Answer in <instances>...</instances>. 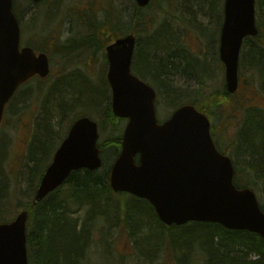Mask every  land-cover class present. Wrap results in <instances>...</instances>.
Masks as SVG:
<instances>
[{
    "label": "trees",
    "instance_id": "obj_1",
    "mask_svg": "<svg viewBox=\"0 0 264 264\" xmlns=\"http://www.w3.org/2000/svg\"><path fill=\"white\" fill-rule=\"evenodd\" d=\"M154 1L148 7L140 8L130 0L131 31L135 34H149L153 31L152 15L147 14L146 9L160 0ZM99 2L100 5L96 8L102 12V15L97 17L92 11L93 19L88 22L91 27L86 30L87 33L81 34L82 39H87V42L73 44V41L68 39L58 43L57 46H61L62 52L74 53L89 48L96 51L104 48L112 38L118 36V32L119 35L125 33V31H119L124 11L114 6L110 0H98L97 3ZM199 2L210 4L205 0H199ZM16 8L17 4L14 0L15 11ZM256 8L259 32L254 38L246 37L245 43L264 37V0H256ZM81 16L84 17L82 11ZM17 17L20 20L19 15ZM21 28L25 31L23 24ZM158 30L147 44L140 47L141 53L137 51V56L133 60V63L137 65L139 76L144 80L151 78L154 81L157 103L165 98L173 109L182 103H191L206 113L210 119L217 107L225 104L230 106L233 94L226 92L224 84L221 89L216 90L202 102L185 94L187 89L182 84L178 85L177 81L192 79V76L201 71L203 63L198 55L192 56L188 52L190 56H187L177 52V41L164 25ZM37 35L51 38L50 31L44 28L37 29ZM54 39L57 41L56 38H51V41ZM260 41L264 42V39ZM29 45L37 50L40 48V45L35 43H29ZM244 54H248V51ZM258 62H254V65L264 69L261 59ZM247 63L253 64L251 60ZM78 77L63 75L61 80L51 86L47 99L52 101L49 103L53 105L49 107L44 103L36 134L27 149V161L22 179L29 186V191L25 195L28 199L22 201L16 194L13 195L16 198L15 208L26 209L29 212L26 223L29 264H90L88 259L90 260L91 251L97 249L101 252L100 258L103 259V264H111L102 250L110 249L111 239L106 238L107 234L104 230L107 229V224L110 219H113L115 213H120L122 216V230L131 234L139 251L146 255H152L162 243L163 235H167L173 250L177 253L176 257L181 259V262L187 258L192 243H195V250L186 259L188 264H264V240L256 233L246 230H229L210 222H191L183 226L163 225L151 204L145 199L129 196L128 199L131 200L127 203L128 199L124 197L126 193H120L121 200H115L106 171L86 169L73 171L63 185L40 202L32 203V195L38 181L62 139L58 140L59 142L53 141L56 132L53 123L57 121L59 124L63 121L78 104L93 102L95 105L94 107L82 106L84 112L80 111L81 113L90 115L93 112H101L97 120L99 132L101 137L103 136L98 142L101 153L112 149L116 155L119 151L124 119L112 113L111 92L106 77L103 79L104 86L98 87L88 83L85 77ZM199 79L198 84H202L201 76ZM34 81H37L39 90L45 79L35 77L22 86L27 87ZM76 117L75 115L71 122ZM211 132L213 135L212 127ZM239 133L235 140L238 144L235 156L241 160L243 166L239 168L235 158L230 154L235 165L233 182L237 187H253V184L264 175V108L248 107ZM49 147L51 151L47 155ZM1 172L0 166V222H5L13 217H8V210L4 207L6 181ZM239 172L242 173L243 183L240 181ZM260 205L264 211V204L260 202Z\"/></svg>",
    "mask_w": 264,
    "mask_h": 264
},
{
    "label": "water",
    "instance_id": "obj_2",
    "mask_svg": "<svg viewBox=\"0 0 264 264\" xmlns=\"http://www.w3.org/2000/svg\"><path fill=\"white\" fill-rule=\"evenodd\" d=\"M134 1L144 7L153 0ZM223 12L219 57L224 64L225 89L234 93L242 41L258 31L255 0H224ZM135 40L130 33L105 47L112 112L127 119L120 152L108 175L111 189L146 199L166 226L210 222L256 233L264 240V211L253 189L235 186L234 165L217 149L208 116L184 103L158 121L155 89L131 72ZM49 70L44 52L20 47L13 2L0 0V124L5 104L17 87L35 75L45 77ZM98 137L97 122L87 116L70 125L39 180L33 204L72 171H93L101 166ZM27 215L22 210L12 221L0 223V264H28Z\"/></svg>",
    "mask_w": 264,
    "mask_h": 264
},
{
    "label": "rangeland",
    "instance_id": "obj_3",
    "mask_svg": "<svg viewBox=\"0 0 264 264\" xmlns=\"http://www.w3.org/2000/svg\"><path fill=\"white\" fill-rule=\"evenodd\" d=\"M115 1L118 2L120 0ZM126 1L129 2V0ZM18 2L19 5L16 11L17 13L19 12V24L22 23L25 28V32L21 35V43L22 45L29 43L40 45L39 49H42L48 55L50 73L45 78V81L42 82L41 89H37V81H35L16 92L2 122L0 130V166L1 175L6 181L4 207L8 210V217H14L20 211V209L15 208L16 198L13 196L14 194L20 197L22 201H27L28 199L27 197L25 198V195L29 191V186L22 179L27 161V149L36 134L37 123L43 114L44 103L49 107L53 105V103H49L52 101L47 99L51 86L61 80L63 75L85 77L88 83L94 87L104 86L103 79L106 77L107 72L104 48L96 51L89 48L69 53L70 51L62 52L61 46H57L58 43H62L72 36L87 33L85 24L93 19L92 11L95 12L97 17L102 15V12H99L95 7L94 0H45L36 6L31 5L28 0H18ZM205 2H210V4H200L199 0H160L146 9L147 14L152 15L151 20L153 19V22L151 26L154 27L153 31L151 30L152 32L149 34L143 33L137 36L143 45L147 41V37H150L163 25L170 24L177 29V34L180 33L181 35V43L184 44L192 56L198 55L199 60L203 63L201 71L197 75L192 76V79H180L177 82L178 85L182 84L187 89L185 90L186 95L201 102L216 90L221 89L222 84H224V68L218 54L219 26L220 21H222L220 10L222 0H205ZM214 2L216 3L215 7L212 8L211 4ZM23 4L24 9L20 12ZM99 5L100 2L98 3ZM81 11L84 17L81 16ZM256 19L258 22L257 8ZM36 25L38 28L46 29V31L50 29L51 38H56L57 41L55 39L51 41L49 36L41 37L37 35ZM202 25L205 26L203 29H206V31L199 29ZM55 30L56 32H53ZM131 30L127 13L124 22H121L119 31L129 32ZM55 33L57 34L56 37ZM254 42H257V40L243 42L241 47L238 66L239 87L232 95L230 106H225V104L217 107L211 116V125L214 129L213 133L216 140L220 142L222 149L235 158V163L239 168H242L243 163L235 156L238 151V144L235 140L238 134L240 135L239 132L242 128L245 112L248 107L264 108V69L254 65V62L259 63V59L264 64L262 62L264 61V50H255L250 53L253 69L247 63L249 57L244 54L254 45ZM73 44H76L75 40ZM241 58H243V61H241ZM132 71L138 74L137 65L134 63L132 64ZM200 76L202 84H198ZM174 80L176 81V78ZM149 83L155 87L153 85L155 83L151 78H149ZM167 101L162 98L157 103L156 100V115L159 121L167 118L173 110ZM84 105L79 104L74 107L59 124H57V121L53 123L56 131L54 142L62 138V135L67 131V126L75 115L84 112V108H81ZM99 113L93 112L91 115L98 120L100 118ZM102 137H100V140ZM50 151L51 147L48 148L47 155ZM101 156L103 163L98 172H108L116 155L112 149H108ZM238 175L241 183H243L242 173L239 172ZM252 188L257 193L259 201L264 204V175L253 184ZM112 196L117 198L116 200L118 201L121 200V197L117 194ZM124 197L127 196L124 195ZM130 200L128 199L127 203ZM114 217L116 223L119 222V225L107 227L110 235H112L110 237L111 264H168V260H172L176 264H188L186 259L195 250L194 243H192L194 248L190 249L187 258L182 262L181 259L179 260L176 257V251L172 250L170 252V250H166L168 246L173 249L171 242L166 237L167 235L162 236V243L152 255H146L139 251L134 239H130L132 237L131 234H126L122 230L121 214L115 213ZM112 222L115 223V221L111 220L110 223ZM123 235L128 237L124 238ZM106 251L102 250V253L106 254ZM170 253H172L173 257H169ZM97 256H90V260L88 259L89 263L95 264L99 262V264H103V259L99 258V250Z\"/></svg>",
    "mask_w": 264,
    "mask_h": 264
},
{
    "label": "bare ground",
    "instance_id": "obj_4",
    "mask_svg": "<svg viewBox=\"0 0 264 264\" xmlns=\"http://www.w3.org/2000/svg\"><path fill=\"white\" fill-rule=\"evenodd\" d=\"M30 3H31V5H33V6H36V5H38V3L37 2H33L32 0H28ZM111 2H112V4L114 5V6H116V7H118V8H120L122 11H124V14H123V17H122V21L121 22H124V18H125V15L127 16V13H128V22H129V24L130 25H132V10H131V6H130V0H129V2H127L126 0H120V1H118V2H116L115 0H110ZM134 3H135V1L134 0H132ZM12 2H13V7H14V0H12ZM94 2H95V7L98 5V0H94ZM16 4H17V8H18V5H19V2H18V0H16ZM21 4V3H20ZM136 4V3H135ZM215 2L213 3V4H211V6H212V8H214L215 7ZM255 4H256V0H255ZM149 5H146V6H144V7H140V8H146V7H148ZM24 9V4H23V7H21L20 8V12H21V10H23ZM223 9H224V0H222V5L220 6V10H221V20L222 21H220V26H219V32L221 31V26H222V22H223V17H224V12H223ZM130 10V11H129ZM73 21V20H72ZM255 21H256V26H257V29H258V31H257V34H258V32H259V27H258V22H257V19H256V13H255ZM74 22V21H73ZM71 23V22H70ZM76 23V22H75ZM72 24V23H71ZM91 27V25H90V23H87V25H86V29L88 30L89 28ZM165 27V29L166 30H168L174 37H175V39H176V41H177V44H178V50H177V52H180V53H183V54H185V55H187V56H190V54L188 53L189 51L182 45V43H181V41H180V39H181V35H180V33L179 34H177V29L176 28H174L172 25H170V24H167L166 26H164ZM205 26L204 25H202L199 29L200 30H202V31H206V29H203ZM117 32H118V30H117ZM148 32H149V29H148ZM156 32V31H155ZM154 32V33H155ZM153 33V34H154ZM148 34V33H147ZM152 34V35H153ZM256 34V35H257ZM118 35H119V32H118ZM151 35V36H152ZM256 35H254V36H247V37H249V38H254ZM82 35H75V36H72V37H70L69 39L71 40V42L72 41H76V42H87V39H82V37H81ZM151 36L150 37H147V41L146 42H144L145 44H147L148 42H149V40L150 39H152L151 38ZM117 38H119V36H116V37H114V38H112V41H114V40H116ZM219 38H220V33H219ZM218 38V39H219ZM261 39H263V37H261V38H259V39H257V42H254V45L248 50V54H247V56L249 57L248 58V62H249V60H251L250 59V53H252L253 51H263L264 50V42H262V41H260ZM142 46V44H141V41H140V39L138 38V39H136L135 40V44H134V48H133V54H132V60H134L135 59V57L137 56V51L138 52H140L141 53V49H140V47ZM218 53H219V44H218ZM250 63H248V65H249ZM252 69H253V64H251V65H249ZM238 80H239V75H238ZM103 86V85H102ZM98 87V86H97ZM100 90V89H99ZM105 90V89H104ZM104 92V91H103ZM110 92H111V90H110ZM106 93V92H105ZM105 93H103L104 95H105ZM79 105V104H78ZM87 107H94L95 105H94V103L93 102H91V104L90 103H86L85 104ZM113 192V191H112ZM114 193V192H113ZM115 194V193H114ZM29 213V212H28ZM161 223V222H160ZM119 225V222L118 223H115V224H112V223H110V222H108V224H107V227H115V226H118ZM88 227H89V225H88ZM105 231V233L106 234H109L110 235V233H109V231H108V229L107 230H104ZM194 245H195V243H194ZM192 249L194 248V246L192 245V247H191ZM185 261V260H184Z\"/></svg>",
    "mask_w": 264,
    "mask_h": 264
},
{
    "label": "flooded vegetation",
    "instance_id": "obj_5",
    "mask_svg": "<svg viewBox=\"0 0 264 264\" xmlns=\"http://www.w3.org/2000/svg\"><path fill=\"white\" fill-rule=\"evenodd\" d=\"M154 211V210H153ZM155 213V212H154Z\"/></svg>",
    "mask_w": 264,
    "mask_h": 264
}]
</instances>
